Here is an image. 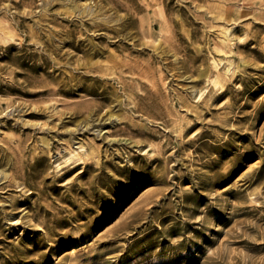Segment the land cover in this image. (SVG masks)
I'll return each instance as SVG.
<instances>
[{
	"label": "rangeland",
	"instance_id": "374dc122",
	"mask_svg": "<svg viewBox=\"0 0 264 264\" xmlns=\"http://www.w3.org/2000/svg\"><path fill=\"white\" fill-rule=\"evenodd\" d=\"M0 264H264V0H0Z\"/></svg>",
	"mask_w": 264,
	"mask_h": 264
},
{
	"label": "bare ground",
	"instance_id": "6f19581e",
	"mask_svg": "<svg viewBox=\"0 0 264 264\" xmlns=\"http://www.w3.org/2000/svg\"><path fill=\"white\" fill-rule=\"evenodd\" d=\"M215 80H216V78H215ZM215 83V82H214Z\"/></svg>",
	"mask_w": 264,
	"mask_h": 264
}]
</instances>
